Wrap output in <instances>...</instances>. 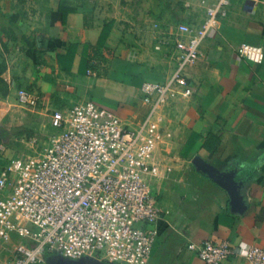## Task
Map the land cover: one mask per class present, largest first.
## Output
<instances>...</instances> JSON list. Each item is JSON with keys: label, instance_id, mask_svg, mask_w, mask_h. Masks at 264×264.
<instances>
[{"label": "crops", "instance_id": "0c3cea01", "mask_svg": "<svg viewBox=\"0 0 264 264\" xmlns=\"http://www.w3.org/2000/svg\"><path fill=\"white\" fill-rule=\"evenodd\" d=\"M204 13L201 0H0V171L11 155L5 137L32 123L37 110L89 99L137 127L150 108L142 82H164L173 71L170 32L180 23L199 25ZM243 42L264 49V0L230 1L226 17L201 41L198 60L184 70L192 93L173 86L154 111L163 218L143 264H204L188 245L206 239L264 248V59L238 56ZM20 87L40 94L38 107L17 102ZM208 133L219 138L212 152L202 146ZM190 134L200 137L184 157ZM195 155L238 184L242 211L195 168ZM221 264L252 263L235 257Z\"/></svg>", "mask_w": 264, "mask_h": 264}, {"label": "built area", "instance_id": "2783aa9c", "mask_svg": "<svg viewBox=\"0 0 264 264\" xmlns=\"http://www.w3.org/2000/svg\"><path fill=\"white\" fill-rule=\"evenodd\" d=\"M230 1L201 0L200 24L180 23L170 32L173 71L164 82H142V99L150 108L137 127L93 100L79 101L52 111L55 131L37 154L14 158L1 169L0 240H20L14 256L0 264H44L54 253L118 264L148 260L163 218L156 190L161 172L152 159L159 139L153 114L173 86L183 95L192 93L184 70L198 60L201 41L226 17ZM236 51L254 63L264 59L261 45L243 42ZM16 99L32 108L41 103L39 93L24 87ZM188 247L204 264L235 257L264 264V248L253 243L206 239Z\"/></svg>", "mask_w": 264, "mask_h": 264}, {"label": "rangeland", "instance_id": "374dc122", "mask_svg": "<svg viewBox=\"0 0 264 264\" xmlns=\"http://www.w3.org/2000/svg\"><path fill=\"white\" fill-rule=\"evenodd\" d=\"M76 103L77 102L72 105ZM72 105L68 106L70 107ZM53 110L47 109L35 111V118L32 119V123H28L19 128H14L9 134H7L5 139L9 142L11 152L9 160L17 157L34 155L41 150L48 137L55 131L51 125V113ZM19 132L22 134H18ZM18 240H20V238L16 236H13L9 242H3L0 240V262H6L14 256L15 244Z\"/></svg>", "mask_w": 264, "mask_h": 264}, {"label": "water", "instance_id": "95a60500", "mask_svg": "<svg viewBox=\"0 0 264 264\" xmlns=\"http://www.w3.org/2000/svg\"><path fill=\"white\" fill-rule=\"evenodd\" d=\"M191 162L195 168L207 176L213 181L225 188L230 197V204L237 211H242L244 208L243 200L238 192V184L230 177L223 175L218 168L213 164L205 161L200 155L192 157ZM44 264H118L109 261H103L92 257H81L78 259H72L65 257L61 254L54 253L48 254L45 258Z\"/></svg>", "mask_w": 264, "mask_h": 264}, {"label": "trees", "instance_id": "16d2710c", "mask_svg": "<svg viewBox=\"0 0 264 264\" xmlns=\"http://www.w3.org/2000/svg\"><path fill=\"white\" fill-rule=\"evenodd\" d=\"M98 50H99L98 47H93L94 52H97ZM18 134H20V132ZM199 137L200 136L196 134H190L185 140L184 146L181 149L180 154L184 157L187 156L191 147L194 145L196 141L195 139ZM218 141H219V138H218V135L216 134L208 133L202 136V146L206 148L209 152H212L215 149V146L217 145Z\"/></svg>", "mask_w": 264, "mask_h": 264}, {"label": "clouds", "instance_id": "9594fccd", "mask_svg": "<svg viewBox=\"0 0 264 264\" xmlns=\"http://www.w3.org/2000/svg\"><path fill=\"white\" fill-rule=\"evenodd\" d=\"M244 247H245L244 245H241V250H242V252H243V250H244Z\"/></svg>", "mask_w": 264, "mask_h": 264}]
</instances>
